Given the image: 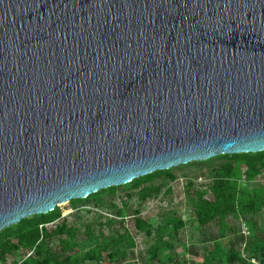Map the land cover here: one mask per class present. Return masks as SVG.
<instances>
[{
	"label": "water",
	"instance_id": "1",
	"mask_svg": "<svg viewBox=\"0 0 264 264\" xmlns=\"http://www.w3.org/2000/svg\"><path fill=\"white\" fill-rule=\"evenodd\" d=\"M260 151L264 0H0V230Z\"/></svg>",
	"mask_w": 264,
	"mask_h": 264
},
{
	"label": "rangeland",
	"instance_id": "2",
	"mask_svg": "<svg viewBox=\"0 0 264 264\" xmlns=\"http://www.w3.org/2000/svg\"><path fill=\"white\" fill-rule=\"evenodd\" d=\"M257 263L264 151L156 170L0 230V264Z\"/></svg>",
	"mask_w": 264,
	"mask_h": 264
},
{
	"label": "trees",
	"instance_id": "3",
	"mask_svg": "<svg viewBox=\"0 0 264 264\" xmlns=\"http://www.w3.org/2000/svg\"><path fill=\"white\" fill-rule=\"evenodd\" d=\"M52 212V211H50ZM50 212L46 213V214H49ZM46 214H43V215H46ZM36 242V238L32 240V243H35Z\"/></svg>",
	"mask_w": 264,
	"mask_h": 264
},
{
	"label": "built area",
	"instance_id": "4",
	"mask_svg": "<svg viewBox=\"0 0 264 264\" xmlns=\"http://www.w3.org/2000/svg\"><path fill=\"white\" fill-rule=\"evenodd\" d=\"M254 262H256V260L254 259ZM257 264H259V263H257Z\"/></svg>",
	"mask_w": 264,
	"mask_h": 264
}]
</instances>
